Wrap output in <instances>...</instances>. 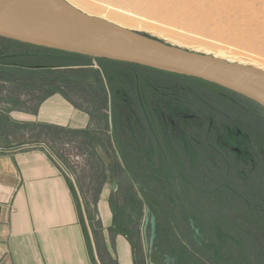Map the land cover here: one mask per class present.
<instances>
[{
	"label": "rangeland",
	"instance_id": "374dc122",
	"mask_svg": "<svg viewBox=\"0 0 264 264\" xmlns=\"http://www.w3.org/2000/svg\"><path fill=\"white\" fill-rule=\"evenodd\" d=\"M77 1L169 44L264 66V0ZM141 4L146 8L139 10ZM247 34L255 45L240 36ZM0 47L5 63L41 65L37 70L46 71L27 88L14 86L12 74L0 73V81H10L0 84V92H8L0 94V109L15 106L9 96L36 90L40 96L59 92L81 111L74 124L87 123L90 135L58 136L59 154L89 178L79 180L83 187L84 181L94 191L102 180L116 183L110 188L116 224L142 254H168L170 264H236L245 256L233 254L234 230L254 194L264 198V111L230 96L253 113L244 111L219 101L218 91L204 96L170 77L96 60L86 62L85 70L99 71L103 86L92 73H83L78 76L85 86L69 87L56 78L61 71L49 60L33 57L46 53ZM37 104L31 102L28 110ZM0 128V135L11 134L10 124ZM89 137L94 140L85 142Z\"/></svg>",
	"mask_w": 264,
	"mask_h": 264
},
{
	"label": "crops",
	"instance_id": "0c3cea01",
	"mask_svg": "<svg viewBox=\"0 0 264 264\" xmlns=\"http://www.w3.org/2000/svg\"><path fill=\"white\" fill-rule=\"evenodd\" d=\"M34 55L46 63V55ZM4 66L16 70L12 82L18 88H27L43 67ZM9 97L15 106L0 109V123L12 127L11 134L0 135V264H170L168 254H142L121 231L106 181L96 191L89 182L83 187L79 180L89 178L59 154L58 136L90 135L87 123L74 124L81 111L59 92ZM36 101L35 110H28Z\"/></svg>",
	"mask_w": 264,
	"mask_h": 264
},
{
	"label": "water",
	"instance_id": "95a60500",
	"mask_svg": "<svg viewBox=\"0 0 264 264\" xmlns=\"http://www.w3.org/2000/svg\"><path fill=\"white\" fill-rule=\"evenodd\" d=\"M0 38L201 80L264 108L263 70L169 44L66 0H0ZM110 188L115 190L116 183Z\"/></svg>",
	"mask_w": 264,
	"mask_h": 264
},
{
	"label": "trees",
	"instance_id": "16d2710c",
	"mask_svg": "<svg viewBox=\"0 0 264 264\" xmlns=\"http://www.w3.org/2000/svg\"><path fill=\"white\" fill-rule=\"evenodd\" d=\"M0 45L1 46H10V47H18V48H26V49H31V50H36L40 51L42 53H46L49 55L47 57V60H49L52 65H54V69H59L61 72L56 73V78L58 80H61L63 85H68L71 87L72 85H79V86H85L83 79L78 76L83 73H92L93 76L95 77V83L100 87L102 85L101 83V73L99 71H93V70H85L86 69V62L93 61L92 58L81 56V55H75V54H69L61 51H55V50H49L45 48H39V47H34V46H29L25 44H21L18 42L14 41H9L5 39L0 38ZM4 48L0 47V73H7L9 72L10 74L14 75L16 70L15 69H5L6 64L3 58H5L4 54ZM12 56V55H10ZM98 63L101 65H119V66H131L135 67L138 69H141L143 71H148V72H154L160 75H164L166 77H170L174 79L178 84L186 83L187 85L197 87L199 91L202 92V95H207L206 93H214L215 91H218L220 93H217L215 97L219 99L221 102H230L233 100L230 99L229 97L233 96L234 98L240 99L245 101L248 104H251L262 111H264V108L258 105L257 103L246 99L242 96H239L237 94H234L224 88H221L219 86H216L214 84H210L201 80L185 77V76H180V75H175V74H170L166 72H161L145 67H140L136 65H131V64H125V63H118V62H109V61H103V60H97ZM16 64V63H14ZM3 65V66H2ZM3 67V68H2ZM69 70H76V71H69ZM41 72H46V71H41ZM71 73L76 74L75 76L70 75ZM44 76H47V74H44ZM103 86V85H102ZM191 92V90H188ZM214 91V92H213ZM208 101L211 102V99L209 97H206ZM207 99L202 100L207 106H210L208 104ZM235 105L240 106L244 111H248L253 113V110H250L246 106L240 105L237 102H233ZM253 116V115H252ZM256 117L260 116H254L252 117V120H256ZM262 119V116H261ZM263 119H264V114H263ZM262 122V120H261ZM3 124H8V122L1 121ZM264 125V121L262 122ZM260 125V124H259ZM253 128V125H252ZM264 153V143L261 145L260 149ZM262 168H264V162L262 165ZM264 180V179H263ZM264 185V182H263ZM260 195L254 194L255 199L251 200L250 207L248 209H245L246 211L242 213V216L240 215L239 221L240 224H238L235 227V240H234V248H236L233 252V254H245L241 257H237L235 259L236 264H264V198H260ZM253 197V198H254ZM258 198V200H257ZM249 201V200H248ZM238 217V216H236ZM206 264L208 262L204 260ZM214 263V262H213Z\"/></svg>",
	"mask_w": 264,
	"mask_h": 264
},
{
	"label": "bare ground",
	"instance_id": "6f19581e",
	"mask_svg": "<svg viewBox=\"0 0 264 264\" xmlns=\"http://www.w3.org/2000/svg\"><path fill=\"white\" fill-rule=\"evenodd\" d=\"M13 1H18V0H13ZM23 1V0H22ZM66 1H68L70 4H72L73 6H75V7H77L78 9H80V10H82L83 12H85V13H87V14H90V15H92V16H97V17H100V18H102V19H104V20H108V21H110V22H112V23H114V24H117V25H119V26H122V27H124V28H129V29H132V27L130 26V25H128L126 22H124V21H121V20H118V19H116V18H114V17H111V16H108V15H106V14H102V13H95L94 11H91V10H89L84 4H82V3H80V2H78L77 0H66ZM139 10H143V9H145L146 8V5L145 4H141V5H139L138 7H137ZM122 10V9H121ZM149 11H152V12H154V10H149ZM28 13V12H27ZM136 29V28H135ZM257 35V34H256ZM168 36V35H167ZM241 36V38L242 37H246L247 39H249L250 41H251V44L252 45H255L256 44V42H255V40H254V36L253 35H250V34H247V36H243V35H240ZM244 39V38H243ZM178 43V42H177ZM200 47H202L203 48V46H200ZM219 53V52H218ZM224 55V54H223ZM223 55H219V54H217L216 53V57H218V58H223V59H226V60H229V61H232V62H236V63H238L236 60H234V59H227V58H225ZM240 64H243V65H248V66H252V67H255V68H258V69H261V70H263L264 71V66L263 65H249L247 62H245V61H240L239 62Z\"/></svg>",
	"mask_w": 264,
	"mask_h": 264
}]
</instances>
